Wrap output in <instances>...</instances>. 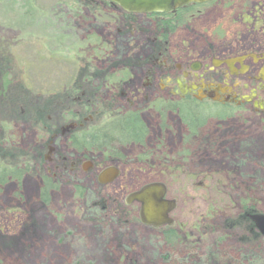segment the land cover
Returning <instances> with one entry per match:
<instances>
[{
  "label": "flooded vegetation",
  "instance_id": "af4514ba",
  "mask_svg": "<svg viewBox=\"0 0 264 264\" xmlns=\"http://www.w3.org/2000/svg\"><path fill=\"white\" fill-rule=\"evenodd\" d=\"M74 2L96 20L102 21L105 16L103 22L108 27L114 26L120 36L143 29L141 17L151 19L154 30L148 37L150 53L141 57L135 53L138 47L132 45L123 57L117 58L111 30L98 32L94 27L92 40L87 44L88 58L79 55L74 60L78 67L72 88L36 96L34 102L24 79L25 70L19 69L12 53L13 45L3 40L12 66H0V91H5L2 96L9 94L8 105L13 107L0 108V112L32 114L26 104H21L26 103L25 99L32 100L34 107L37 105L33 109L36 115L45 116L51 126H55L50 134L47 128L39 126L36 143L32 146L40 144L37 163L44 173L38 166L36 174L25 175L34 174L41 181L44 176L51 178L46 169V163H50L55 169L69 167L77 174L81 171L93 175L99 183V175L111 167L118 170L115 180L142 176L141 169L126 172L127 163L133 160L145 165L147 173L160 182L165 179L187 181L181 189L186 193L188 186L194 185L193 180L215 178L212 171L191 170L192 160L198 159L204 164L209 155L217 161L218 173L229 179L227 176L238 172L239 167H230V164L238 163L239 148L248 145V152L255 156L256 132L264 133V0H212L190 3L168 13L151 14L127 12L108 0ZM235 9L238 11L234 13ZM204 22L211 25L209 29L197 31L196 25ZM180 27L186 29L192 39L183 50L173 49L169 41L171 32ZM194 39L202 40L203 47L199 48ZM136 69L142 72L139 81ZM4 84L11 88L20 85L21 96L14 101L11 88L6 89ZM53 102L56 108L51 107ZM199 105L204 111H193L192 107ZM213 107H217L218 112L206 110ZM65 109L72 110L73 114L64 121ZM85 131L90 143L81 149L74 143ZM10 134L15 145V133ZM59 138L75 146L77 157L72 161L56 146ZM203 141L206 145H202L201 153L194 155L195 147ZM98 147L103 149L102 165L95 158ZM49 154L52 157L48 161ZM22 179L15 183L21 184ZM42 184L44 182L39 192ZM130 193L122 201L123 207L128 209L124 223L131 222L136 208L137 223L142 227L161 236L165 230H174L183 235L190 247L201 243L200 238L193 237L197 224L187 225L172 216L178 206L176 199L171 213L173 226L156 227L140 220L141 205L127 203ZM248 208L242 213L249 219L252 231L255 225L249 214L256 211Z\"/></svg>",
  "mask_w": 264,
  "mask_h": 264
},
{
  "label": "rangeland",
  "instance_id": "374dc122",
  "mask_svg": "<svg viewBox=\"0 0 264 264\" xmlns=\"http://www.w3.org/2000/svg\"><path fill=\"white\" fill-rule=\"evenodd\" d=\"M96 19L88 11H81L74 0H0V66H12L4 44V41H10L19 69L25 70L26 86L37 98L72 88L74 71L78 67L74 60L79 55L88 58L90 48L87 44L92 40L94 27L98 32L111 30L116 57H123L132 45L138 47L135 53L141 57L150 53L148 37L154 30L151 19L141 17L143 29L136 33H121V36L114 26L108 27L103 22L105 16L102 21ZM210 26L207 22L199 23L196 30L206 31ZM188 34L183 27L172 31L169 41L173 49L183 50V46H188L192 41ZM194 43L199 48L204 45L202 40L194 39ZM141 75L138 69V81L142 79ZM10 95L14 101L18 99L21 86H13ZM25 102L21 104H26L32 113L37 105L34 107L32 100L25 99ZM51 107L56 108L55 102ZM192 108L200 113L204 111L200 105ZM206 110L218 112L217 107ZM8 128V133H15V145L21 150H28L36 143L38 127L31 121L12 120ZM202 145L206 143L197 145L194 155L201 153ZM56 146L68 160L77 157L75 146L65 138L63 141L59 138ZM255 146L254 157L248 152V145L239 148L238 163L230 164V167L238 166V172L227 176L229 179L218 173L217 161L207 155L204 164L198 159L192 160L191 170L212 171L215 178L193 180V186L190 184L187 188L185 185L186 193L181 189L187 181L162 180L167 187V196L178 202L172 216L181 223L200 226L193 237L200 238L201 243L188 255L175 253L173 244L138 224L136 208L132 211L131 222H120L119 214L124 208L126 194L146 183L161 181L148 174L145 165L131 160L126 172L141 169L142 176L116 179L104 186L93 175L81 171L77 174L69 167L55 169L54 164L46 163L47 175H51L53 185L46 202L37 197L42 181L34 174L23 176L19 185L8 182L1 186V233L16 236L21 233L26 220L36 221L31 233L23 238L28 248L21 244L16 249L6 250V264H264V238L249 245L241 244L225 226L227 217L238 211L242 200H252L257 211L264 213V133L256 132ZM102 151L95 152L101 165L105 161ZM51 157L49 154L47 160ZM213 205L216 209L210 213ZM81 240L86 241L85 249L79 246ZM169 252L170 258L165 256Z\"/></svg>",
  "mask_w": 264,
  "mask_h": 264
},
{
  "label": "trees",
  "instance_id": "16d2710c",
  "mask_svg": "<svg viewBox=\"0 0 264 264\" xmlns=\"http://www.w3.org/2000/svg\"><path fill=\"white\" fill-rule=\"evenodd\" d=\"M168 26V25H167ZM165 26V27H167ZM11 85L4 84V87L7 89H10ZM5 91H0V108H12L13 106L8 105V95H4ZM33 97V96H32ZM36 98L33 100L35 101ZM65 109L64 113L62 114V118L65 120L69 119L73 111ZM34 111V110H33ZM2 112V111H1ZM67 112V114H66ZM26 120L31 121L32 125H35L37 127H44L48 129V134L52 132V130L55 128V126H51V124L48 122V119L43 117H38L36 115V112H32V114H29L28 112H24V114H17V115H11V114H5L1 113L0 117V185H4L8 182H20L22 179V176L29 172H33L36 174V169L39 166V170L44 173V170L42 169L41 164H38V157L40 156L39 152V145L37 144L36 147H32L30 150H21L20 147H17L13 145L8 130H9V122L12 120ZM87 131H85L84 134H81L79 137V140L74 143L78 144L81 149H83L84 146H88L90 143L89 137H86ZM73 139V138H72ZM73 142L74 139L72 140ZM80 141V142H79ZM38 162V163H37ZM37 165V166H36ZM10 177V179H9ZM44 185H42V190L38 194V198L42 202H46L49 198V190L53 188V185L51 183V178L45 177L43 178ZM250 206V209H254V211H257L256 207L252 203V200H242L239 204L238 211L234 214H231L228 216L225 226H227V231H232L233 238L236 239V242L241 244H250L252 241L258 242L262 237L256 230V228L253 227V230L251 231V224L249 223V219L247 216H245V213H242L243 210L247 211ZM216 209V205H213L210 208V213H213ZM126 214L128 215V209L123 208L120 216V222L124 223L126 217ZM36 224V221L33 219H28L24 222L21 233L17 234L16 236L13 235V237L4 236L0 231V264H6L8 256L5 254V251L8 249H16L18 248V245L21 246V244L27 249L28 245L25 244L23 241V238L26 234L31 233V230H33V226ZM198 229L200 226L196 225ZM163 240L167 242L168 244L171 243L174 245V251L175 253L179 254L182 253L183 255H188L194 250V247H190L188 242L185 241L183 235L177 234L174 230H165L164 234L162 236ZM166 257L171 256V253H167L165 255Z\"/></svg>",
  "mask_w": 264,
  "mask_h": 264
},
{
  "label": "water",
  "instance_id": "95a60500",
  "mask_svg": "<svg viewBox=\"0 0 264 264\" xmlns=\"http://www.w3.org/2000/svg\"><path fill=\"white\" fill-rule=\"evenodd\" d=\"M131 13H165L178 9L189 3H204L211 0H108ZM118 170L114 167L106 168L99 175L101 184L106 185L115 180ZM167 188L162 182H151L127 196V203H139L140 220L156 227L173 226L174 221L170 213L176 207L174 199L166 198ZM256 230L264 238V213L249 214Z\"/></svg>",
  "mask_w": 264,
  "mask_h": 264
},
{
  "label": "clouds",
  "instance_id": "9594fccd",
  "mask_svg": "<svg viewBox=\"0 0 264 264\" xmlns=\"http://www.w3.org/2000/svg\"><path fill=\"white\" fill-rule=\"evenodd\" d=\"M79 246H80L82 249H85V248H86V241L81 240V241L79 242Z\"/></svg>",
  "mask_w": 264,
  "mask_h": 264
},
{
  "label": "bare ground",
  "instance_id": "6f19581e",
  "mask_svg": "<svg viewBox=\"0 0 264 264\" xmlns=\"http://www.w3.org/2000/svg\"><path fill=\"white\" fill-rule=\"evenodd\" d=\"M94 146H97V145H94ZM95 150H97V151H101V148H95ZM40 232H41V228H40V230H39ZM39 231H38V234H39ZM79 249H75V251H78Z\"/></svg>",
  "mask_w": 264,
  "mask_h": 264
}]
</instances>
